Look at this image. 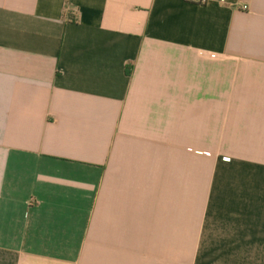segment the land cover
Returning <instances> with one entry per match:
<instances>
[{
  "label": "crops",
  "instance_id": "0c3cea01",
  "mask_svg": "<svg viewBox=\"0 0 264 264\" xmlns=\"http://www.w3.org/2000/svg\"><path fill=\"white\" fill-rule=\"evenodd\" d=\"M0 264H264V0H0Z\"/></svg>",
  "mask_w": 264,
  "mask_h": 264
},
{
  "label": "built area",
  "instance_id": "2783aa9c",
  "mask_svg": "<svg viewBox=\"0 0 264 264\" xmlns=\"http://www.w3.org/2000/svg\"><path fill=\"white\" fill-rule=\"evenodd\" d=\"M244 9H245V7H244ZM211 57H214L213 55H211Z\"/></svg>",
  "mask_w": 264,
  "mask_h": 264
}]
</instances>
